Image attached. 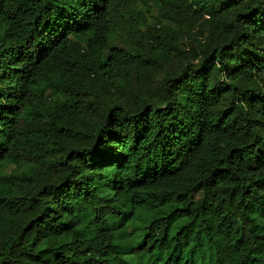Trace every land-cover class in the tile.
<instances>
[{"label": "trees", "instance_id": "trees-1", "mask_svg": "<svg viewBox=\"0 0 264 264\" xmlns=\"http://www.w3.org/2000/svg\"><path fill=\"white\" fill-rule=\"evenodd\" d=\"M0 264H264V0H0Z\"/></svg>", "mask_w": 264, "mask_h": 264}]
</instances>
